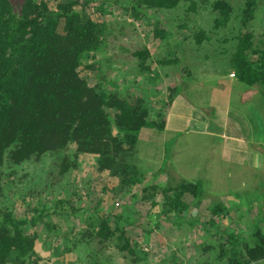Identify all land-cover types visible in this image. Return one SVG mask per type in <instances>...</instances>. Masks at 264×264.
Segmentation results:
<instances>
[{"label":"rangeland","instance_id":"374dc122","mask_svg":"<svg viewBox=\"0 0 264 264\" xmlns=\"http://www.w3.org/2000/svg\"><path fill=\"white\" fill-rule=\"evenodd\" d=\"M23 1L11 0L15 12ZM44 1L52 9L59 2ZM86 1L88 15L104 23L106 33L101 51L84 55L80 75L92 82L101 67L124 98L149 99L155 113L165 115L167 124L161 132L145 130L137 143L135 164L143 170L142 184L122 187L116 178H97L92 157L80 158L66 173H60L59 161L53 155L20 166L5 162L0 167V219L5 210L24 215V230L37 235L30 258L36 264H204L203 249L207 246L213 248L209 264H228L229 255L220 258L222 234L211 237L208 233L210 206L215 202L222 205L219 196L227 189L237 190L243 198L245 173H239L236 181L232 180L234 173L204 176L198 169L203 150L208 152L212 139H264V100L255 94L256 87L240 84L229 68L246 0H228L234 15L221 30L211 24L209 5L214 0H194L198 4L195 13L189 15L185 12L188 0H181L174 10L148 11V18L134 15L131 4L135 0ZM253 1V19L245 31L252 34L254 49L264 50V0ZM160 27L162 33L154 35ZM198 31H204L206 37L199 45L193 38ZM143 50L149 53L147 64H154L155 72L139 68L134 54ZM173 57L179 63H159ZM250 58L255 60L256 56ZM87 65L96 70L86 69ZM179 109L186 110L189 122L184 125L190 129L178 136V129L170 123ZM170 140L171 157L163 167L164 143ZM218 157L210 162L218 161ZM252 175L256 178L258 173ZM202 178V198L195 201L183 194L181 201L188 210L175 222L165 220L161 216L167 196L164 189ZM252 210L242 218L230 211L221 229L237 235L239 255L243 256L245 247L254 246L251 228L259 222L256 210ZM97 215L120 222L135 251L132 259L114 244L101 245L91 234L88 236L89 225ZM34 218L39 219L33 224ZM249 264H264V259Z\"/></svg>","mask_w":264,"mask_h":264},{"label":"trees","instance_id":"16d2710c","mask_svg":"<svg viewBox=\"0 0 264 264\" xmlns=\"http://www.w3.org/2000/svg\"><path fill=\"white\" fill-rule=\"evenodd\" d=\"M180 1L135 0L131 8L137 18H148V11L174 10ZM188 4L185 12L195 13L197 1L188 0ZM254 5L253 0H246L240 12L229 68L240 84L256 87L255 94L264 100V50H255L252 34L245 31L253 19ZM209 8L212 28L225 29L234 15L229 1L214 0ZM162 31L160 27L154 35ZM105 33L106 25L88 15L86 0H59L53 9L44 0H24L18 13L11 0H0V167L5 162L20 166L53 155L59 161L60 173H66L76 167L80 158L92 157L97 178H116L122 187L142 184L143 170L135 164L137 143L145 130L163 131L166 117L158 116L147 98H124L101 67L92 82L80 75L84 55L101 51ZM193 38L198 45L206 39L204 31H198ZM251 55L256 59L252 60ZM134 56L141 70L155 72V65L147 64L146 50L135 51ZM170 59L159 63H179L177 58ZM85 68L96 70L91 65ZM171 98L170 95V103ZM183 110L179 109V115L170 123L178 129V136L190 129L184 125L189 117ZM172 144V140L164 143L163 167L170 160ZM204 190L200 179L164 189L167 196L161 216L169 222L181 219L180 215L188 210L182 195L187 193L199 201ZM235 196L241 204L233 211L242 218L247 211L243 209L242 196ZM262 199V206L256 209L259 222L251 228L254 246L245 247L244 256L239 255L237 235L221 230L231 210L218 202L210 206L208 233L211 237L222 234L220 258L229 255L228 264L264 259V235L259 227L264 222V193ZM1 215L0 264H36L30 258L37 235L24 230L27 219L7 210ZM35 219L31 220L33 224L39 218ZM89 226L92 228L88 236L91 234L99 244H114L126 257H134L135 251L119 221L97 215ZM212 250L210 246L203 249L204 264H209Z\"/></svg>","mask_w":264,"mask_h":264},{"label":"crops","instance_id":"0c3cea01","mask_svg":"<svg viewBox=\"0 0 264 264\" xmlns=\"http://www.w3.org/2000/svg\"><path fill=\"white\" fill-rule=\"evenodd\" d=\"M218 154V161L215 159L211 163L210 159L216 158ZM232 163L234 165L230 167L229 164ZM198 173H203L204 176L206 175L205 173H234L232 180L235 178L236 181H239V173H245L243 179L244 187L247 190L241 200L242 204H244L243 209L248 212L252 209L256 210L263 204L264 175L260 176L259 173L264 174V139L245 141L242 138L233 136L231 138L212 139L211 148H209L208 152L203 150ZM253 173H258L256 178L252 175ZM203 178L200 180H205ZM259 179H262V181ZM234 194L240 193L237 190L229 191L227 189L226 193L222 191L219 196L222 206L231 211L237 209V206L241 204L236 199V196L234 197ZM263 227L264 222L261 223V229Z\"/></svg>","mask_w":264,"mask_h":264}]
</instances>
